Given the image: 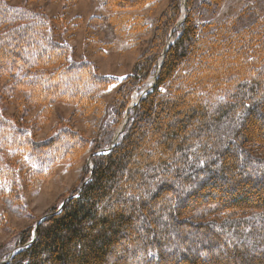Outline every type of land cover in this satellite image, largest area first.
<instances>
[{
	"label": "trees",
	"instance_id": "16d2710c",
	"mask_svg": "<svg viewBox=\"0 0 264 264\" xmlns=\"http://www.w3.org/2000/svg\"><path fill=\"white\" fill-rule=\"evenodd\" d=\"M154 1L104 0L103 7L114 28L128 22L140 31L141 18L128 12ZM181 1L167 3L119 78L75 58L66 36L79 17L64 22L0 0V206L19 210L23 187L57 163L86 153L92 163L89 180L22 229L19 249L0 264H264V27L219 25L210 33L194 22V0H185L176 27ZM96 44L87 38L88 47ZM160 59L109 149L131 94ZM227 76V91L214 93ZM111 87L109 121L92 135L63 125L35 138L55 103L104 120L100 93ZM14 95L42 108L26 127L3 108Z\"/></svg>",
	"mask_w": 264,
	"mask_h": 264
},
{
	"label": "rangeland",
	"instance_id": "374dc122",
	"mask_svg": "<svg viewBox=\"0 0 264 264\" xmlns=\"http://www.w3.org/2000/svg\"><path fill=\"white\" fill-rule=\"evenodd\" d=\"M4 1L12 6L45 13L48 17L61 18L64 22L79 17L78 30L72 36H66L68 43L74 48L75 58L88 57L94 62L101 74L121 78L131 71L137 57L147 45L155 19L170 0H156L142 9L128 12L132 18H141L145 27L140 31H131L128 22L123 23L119 29L114 28L109 20L112 12L103 7L104 0ZM194 2L192 8L194 22L200 28H207L210 33L219 25L229 27L233 32L239 30L248 32L264 27V0H223L217 5L210 4L209 0H194ZM181 4L182 16L179 19H183L185 15V0H182ZM92 16L101 18L100 24L89 23V18ZM87 38H95L97 40L96 46L88 47ZM169 39L171 42L173 37L170 35ZM250 50H253V46ZM248 54H251V51ZM153 77L150 75L142 87L131 94L123 121L124 119L127 121L128 114L132 112V105L139 100L140 95H143L147 91L146 89L150 88ZM228 77L220 82L214 93L227 91L226 79ZM113 92L114 88L111 87L100 93L106 102L104 120L96 121L94 115L85 114L72 104L61 102L52 104L49 109V116L35 138L38 140L45 139L53 135L63 125L71 126L86 136L92 135L95 124L109 121ZM3 108L7 114H14L20 118L19 124L24 127L32 116L42 110L41 107L28 108L21 100L20 95L12 96L11 100H7L3 105ZM123 121L115 131L121 129ZM89 157L90 155L86 153L74 162L57 163L44 179L30 184L28 187H23L20 193L22 204L19 210H6L0 206V262H4L7 256H11V252L17 246L18 235L22 229L42 217L47 209L62 202L74 187L89 180L90 173L88 171L92 168Z\"/></svg>",
	"mask_w": 264,
	"mask_h": 264
},
{
	"label": "water",
	"instance_id": "95a60500",
	"mask_svg": "<svg viewBox=\"0 0 264 264\" xmlns=\"http://www.w3.org/2000/svg\"><path fill=\"white\" fill-rule=\"evenodd\" d=\"M182 20H183V19H178L176 25L179 26ZM165 50H166V49H165ZM163 55H164V52L162 53V57H163ZM161 62H162V59H161L160 63L158 64V69L156 70V75L154 76V80H153V82L155 81V79H156V77H157V72H158V70H159V67H160V65H161ZM135 104H136V103H135ZM135 104H133L132 107H133ZM125 123H126V119H124V121H123V123H122V125H121V129L119 130V132L116 131L115 135L113 136L112 144L109 146V149L112 147L113 143L116 141V139H117V137H118V134L122 131L123 126H124ZM62 203H63V201L61 202V204H62ZM61 204H60V205H61ZM38 222H40V220H39ZM38 222H37V223H38ZM33 239H34V235H33V237H32V240H33ZM18 249H19V248H15V249L13 250V253L16 252Z\"/></svg>",
	"mask_w": 264,
	"mask_h": 264
},
{
	"label": "bare ground",
	"instance_id": "6f19581e",
	"mask_svg": "<svg viewBox=\"0 0 264 264\" xmlns=\"http://www.w3.org/2000/svg\"><path fill=\"white\" fill-rule=\"evenodd\" d=\"M117 132H119V131H117Z\"/></svg>",
	"mask_w": 264,
	"mask_h": 264
}]
</instances>
